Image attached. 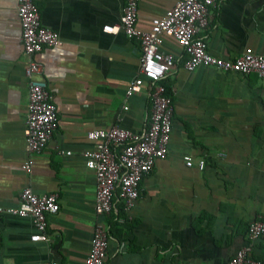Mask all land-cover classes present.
<instances>
[{
    "label": "crops",
    "instance_id": "crops-1",
    "mask_svg": "<svg viewBox=\"0 0 264 264\" xmlns=\"http://www.w3.org/2000/svg\"><path fill=\"white\" fill-rule=\"evenodd\" d=\"M176 1L140 0L138 25L148 28ZM34 2L42 24L62 39L35 55L58 126L41 152L27 150L28 56L17 0H0V204L17 205L30 187L58 193L60 208L47 216V240H31V217L0 214V264H84L97 222L108 231V264H223L248 244L264 263V237L248 236L250 223L264 220V78L207 66L189 72L182 47L163 36L161 49L176 57L164 79L173 99L168 152L143 177L129 209L115 197L109 213L96 214L95 172L82 154L91 147L86 134L148 127L140 43L103 30L119 21L125 0ZM210 15L200 32L209 52L233 59L251 47L264 54V0H220ZM136 77L141 90L127 97ZM28 157L30 172L21 167Z\"/></svg>",
    "mask_w": 264,
    "mask_h": 264
},
{
    "label": "built area",
    "instance_id": "built-area-1",
    "mask_svg": "<svg viewBox=\"0 0 264 264\" xmlns=\"http://www.w3.org/2000/svg\"><path fill=\"white\" fill-rule=\"evenodd\" d=\"M140 0H125L120 19L114 24L103 25L107 33H123L139 41L141 55L139 70L148 79L151 113L149 125L143 131H133L113 125L110 128H94L87 131L91 147L83 151L85 164L95 172L96 191L94 211L96 214L109 213L114 205L116 192L129 209L140 193L143 177L164 158L172 131L173 99L167 91L164 79L175 65L176 57L161 49L163 36L175 39L186 57L183 63L189 72L199 66L215 67L241 74L255 73L264 78V54L247 47L233 59L216 56L208 51L206 41L200 35L211 19L210 11L220 0H177L162 16L154 17L148 28L138 25ZM17 15L21 24V40L28 56L26 75L28 78V110L25 126L27 150L34 154L41 152L48 144L58 126L57 108L47 90V81L42 78L43 65L35 55L45 48L62 44L57 31L44 26L40 11L34 0H17ZM136 77L125 88L126 96L139 92L143 78ZM127 108V106H124ZM70 154V151H66ZM186 165L194 164L193 158L184 156ZM34 160L28 157L21 167L30 172ZM199 159L197 166L204 167ZM60 208L56 192L36 194L30 187L19 193L17 205L0 204V214L29 216L36 232L32 241L47 240L48 214ZM251 240L264 237V220L255 219L248 228ZM108 231L96 223L90 241V249L84 264H108ZM223 264H264L252 255L251 245L239 248Z\"/></svg>",
    "mask_w": 264,
    "mask_h": 264
},
{
    "label": "trees",
    "instance_id": "trees-1",
    "mask_svg": "<svg viewBox=\"0 0 264 264\" xmlns=\"http://www.w3.org/2000/svg\"><path fill=\"white\" fill-rule=\"evenodd\" d=\"M164 83H165V82H164ZM165 85H166V87H167V91H168V93H170V87H169V84L165 83ZM116 197H118L117 192H116Z\"/></svg>",
    "mask_w": 264,
    "mask_h": 264
}]
</instances>
